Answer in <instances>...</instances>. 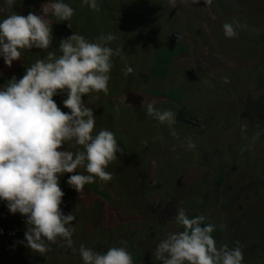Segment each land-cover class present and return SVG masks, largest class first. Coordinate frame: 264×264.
I'll return each instance as SVG.
<instances>
[{"label":"rangeland","instance_id":"rangeland-1","mask_svg":"<svg viewBox=\"0 0 264 264\" xmlns=\"http://www.w3.org/2000/svg\"><path fill=\"white\" fill-rule=\"evenodd\" d=\"M80 1L62 2L76 7ZM106 1H113L112 11L123 5L125 13L92 12L90 25L71 18L67 24L74 23L73 30L66 27L71 34L53 38L47 51L61 55L60 40L73 33L90 41L101 33L118 37L110 46H122L124 58H112L107 95L92 93L96 99L88 105L96 116L94 134L112 131L123 150L106 168L112 180L96 178L79 197L66 183L71 174L60 177L62 212L75 217L68 225L75 229L73 245L58 240L45 254L26 246L27 217L10 213L0 200V264H83L81 245L103 252L125 247L121 241L133 264H162L155 249L179 230L174 218L180 209L200 213L216 226L218 248L239 241L242 264H264V0H220L219 8L204 0H175L174 7L168 0ZM46 2L28 0V12L37 14ZM22 4L0 0V20L23 14ZM232 21L241 27L237 37L227 38L223 25ZM41 54L46 51L22 50L10 67L0 57V87L13 76L21 78ZM186 59L220 62L222 69L199 73L182 65ZM125 62L134 69L127 76ZM66 98V93L53 97L68 112ZM150 102L176 117L180 110L173 125L179 139L147 115ZM189 138L193 149L182 146Z\"/></svg>","mask_w":264,"mask_h":264},{"label":"clouds","instance_id":"clouds-1","mask_svg":"<svg viewBox=\"0 0 264 264\" xmlns=\"http://www.w3.org/2000/svg\"><path fill=\"white\" fill-rule=\"evenodd\" d=\"M94 11H99L97 0H82ZM198 0H193L197 3ZM175 6V0H169ZM211 5L213 0H204ZM51 12L60 21H70L74 9L62 0L43 6V15L13 14L0 20V57L5 65L19 60L22 50L37 48L46 55L26 68L17 79L13 76L0 87V200L5 201L10 213L26 216V246L32 251L45 254L58 240L72 247L75 229L68 227L75 217L65 215L61 204L65 193L60 187V177L71 174L66 183L75 189L79 197L86 184L112 180L106 171L108 165L122 153L115 134L101 129L94 134L96 116L88 105L96 97L107 95L114 56L124 58L122 46L113 49L111 42L118 39L111 32L101 33L90 41L84 35L73 33L61 39L57 56L47 51L52 45V30L46 19ZM69 27L71 25L69 24ZM236 22H226L223 32L227 38L238 36ZM127 76L134 69L125 62ZM66 93L62 111L53 99ZM88 97L84 100L83 97ZM147 115L161 124H167L170 134L179 139L173 125L177 123L172 110H158L154 102L147 104ZM259 133L252 137L258 139ZM187 149L195 147L189 138L181 142ZM64 146L66 149H64ZM251 147V145H249ZM64 149V150H62ZM245 149H241L243 152ZM84 169L83 174L78 169ZM74 173V174H73ZM175 222L182 231L169 233L155 249V257L162 264H242V245L227 244L217 247L212 233L216 226L205 224L203 215L189 218L180 209ZM221 228L226 225H221ZM125 247H111L98 252L81 245L79 255L83 264H133L132 254ZM76 251V249H73Z\"/></svg>","mask_w":264,"mask_h":264},{"label":"trees","instance_id":"trees-1","mask_svg":"<svg viewBox=\"0 0 264 264\" xmlns=\"http://www.w3.org/2000/svg\"><path fill=\"white\" fill-rule=\"evenodd\" d=\"M19 1H23V4H22V6H23V14H20V15L27 16L30 13V12H28V10L31 9V8H29L30 6H29V3H28V0H19ZM46 1L47 2L45 3V5L50 4L52 2H55V0H46ZM62 1H66V0H62ZM110 2H113V1L97 0V3L99 4L100 9H101V10H99L100 13H101V15H104L105 16L107 13H114L115 14L116 12H118V13L121 12L123 14L125 13V11L123 9H121V7H120V6H123V5H118V4H115V3L114 4L118 7V10L117 11H115V10L112 11L111 10L112 6L110 5ZM219 2H220V0H213V3L212 4L215 6V8H219ZM168 3H169V0H168ZM43 6L44 5H42V11H39L37 14L35 12L36 15H43L44 14L43 13ZM72 8L74 9V14L72 16V19L74 21H72V22H77V23H79L81 25V23L79 21V19H81V22H83L86 25H90V19L93 20V17L91 15V13L92 12H95L94 10L90 9L87 5H84L83 2H82V0L79 2V5L78 6H76V7L73 6ZM96 12H98V11H96ZM52 17H54L53 18V27H52V19H51ZM98 18H99V16L97 15L96 19H98ZM46 19L49 20V22H50V25L49 26L51 27V29L53 28V30H55L56 33H57V36L55 35L53 37V38H55L53 40V42H55L56 39H60V37H66L67 35L71 34L70 31L66 28V27L69 28V26L67 24V21H60L57 17H55L54 15H52L51 12H49L47 14ZM122 20L123 19L121 18L120 22ZM56 24L59 25L58 29L54 28L56 26ZM74 26H75L74 23H71V29L72 30H73ZM171 50H173V49H171ZM181 53L183 54V52H181ZM41 55L44 57V54H41ZM181 62H182V65H186V66H189L191 68H194V70L196 72L199 71V73H207V71L208 72L209 71H213L214 72L215 70L218 72V71H221V69H222V66H221V63L220 62H213V61H210V60L206 61L207 63L206 62H203L201 60H198V59H196V61L194 63H191L187 59L186 60H183ZM179 115H181L180 110H179L178 116L176 118L179 119ZM199 215H202V214L195 213V212H192V213H188L187 214V216L189 218H194V217L199 216ZM204 223L205 224H210V222L207 220L206 217H205ZM182 230H183L182 227L179 226V230L178 231H182ZM212 235H213V237L215 239L214 232L212 233Z\"/></svg>","mask_w":264,"mask_h":264}]
</instances>
